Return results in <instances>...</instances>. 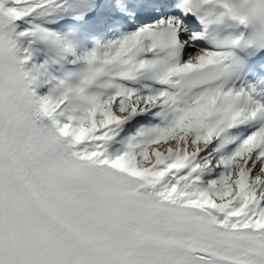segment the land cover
I'll return each instance as SVG.
<instances>
[{
  "label": "snow or ice",
  "instance_id": "snow-or-ice-1",
  "mask_svg": "<svg viewBox=\"0 0 264 264\" xmlns=\"http://www.w3.org/2000/svg\"><path fill=\"white\" fill-rule=\"evenodd\" d=\"M0 264H264V0H0Z\"/></svg>",
  "mask_w": 264,
  "mask_h": 264
}]
</instances>
